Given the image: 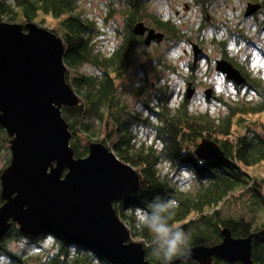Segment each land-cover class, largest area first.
<instances>
[{"label": "trees", "instance_id": "1", "mask_svg": "<svg viewBox=\"0 0 264 264\" xmlns=\"http://www.w3.org/2000/svg\"><path fill=\"white\" fill-rule=\"evenodd\" d=\"M148 1H107L105 19L108 15L122 22H115L118 40L106 53L97 46L102 30L96 20L77 9L79 0H0V23L23 27L35 23L62 40L65 80L78 96L75 105L61 106L70 132L69 146L76 158H83L90 145L99 142L135 168L138 190L113 206L130 239L143 245L150 264H165L192 247H212L226 237L249 238L252 262L264 264V84L239 69L224 52L222 58L246 77L244 86L257 96L255 100H221L223 113L212 116L207 110H192L185 97L170 108L166 87L156 94L155 103L142 101L145 116L130 109L122 93L144 94L143 88L127 85L138 57L145 53L144 38L134 33V25L144 22L171 42L184 35L174 21L149 10ZM194 2L205 10L212 0ZM262 9L264 1L258 11ZM157 58L165 66L162 57ZM83 64L91 65L96 73L79 71ZM141 128L152 133L150 143L138 140ZM204 138L215 141L224 158L199 159L195 149ZM12 139L0 123V177L11 162ZM161 162L168 164L166 172L159 170ZM181 170L188 172L190 179L186 189L180 187L184 184ZM6 200L0 182V208ZM233 204L238 207L236 213L226 209ZM160 227L168 231L160 232ZM44 238L54 240L52 249L34 257L10 245L24 240L43 249L38 242ZM173 241L175 247L170 251ZM0 264L112 263L84 244L66 241L49 229L26 235L17 222L11 221L0 241ZM179 264L242 263L212 255L206 261L183 259Z\"/></svg>", "mask_w": 264, "mask_h": 264}, {"label": "water", "instance_id": "2", "mask_svg": "<svg viewBox=\"0 0 264 264\" xmlns=\"http://www.w3.org/2000/svg\"><path fill=\"white\" fill-rule=\"evenodd\" d=\"M260 9L249 3L246 16ZM135 34L144 44L159 42L162 32L138 22ZM202 50L194 46V61ZM62 40L35 23L24 27L0 23V123L13 136L12 158L0 177L6 202L0 208V241L19 225L26 235L49 229L66 241L95 250L112 264H150L140 242L130 239L113 203L136 192L138 174L133 166L99 142L87 156L76 158L69 146L70 132L61 114L62 105L73 106L78 96L65 80ZM215 69L236 85L246 77L224 58ZM195 93L189 82L185 99ZM211 98V89L205 91ZM199 159H222L220 146L204 138L195 149ZM249 238L226 237L212 247L196 246L165 264L183 259L206 261L215 255L227 262L255 264Z\"/></svg>", "mask_w": 264, "mask_h": 264}, {"label": "rangeland", "instance_id": "3", "mask_svg": "<svg viewBox=\"0 0 264 264\" xmlns=\"http://www.w3.org/2000/svg\"><path fill=\"white\" fill-rule=\"evenodd\" d=\"M107 1L79 0L77 8L83 16L96 20L97 26L102 30L97 46L105 53L118 40L113 30L115 22H122L121 18L112 19L108 15L105 19ZM262 1L264 0H212L205 10H201L194 0H149V10L163 19L174 21L184 35L176 42L163 36L159 42L152 41L149 45L142 46L145 53L138 57L134 74L127 85L133 83L136 87L143 88L144 94L133 96L122 91V98L128 107L141 111L142 116H145L147 112L141 109L142 101L155 103L156 94L167 87V104L173 108L184 99L189 82L195 89L189 100L191 109L200 112L207 110L212 116L223 113L221 100H255L257 96L253 92L244 85H236L226 79L216 71L215 65L216 60L221 59L225 52L239 69L250 77L259 78L264 84V9L249 16L245 15L249 3L262 4ZM194 46L202 50V57L197 61H194ZM157 56L162 57L165 66L157 62ZM77 69L84 73H96L89 64H83ZM207 89H211L210 99L205 95ZM252 117L256 118L257 115ZM138 140L150 143L152 133L141 128L138 131ZM158 168L166 172L168 164L161 162ZM179 175L184 182L180 183V187H190L188 172L181 170ZM227 207L232 212H238L236 204ZM175 239L177 238L173 240ZM39 243L43 249L37 247L36 243L30 246L24 240L10 245L18 252L24 251L28 256L34 257L50 251L54 240L44 238Z\"/></svg>", "mask_w": 264, "mask_h": 264}, {"label": "clouds", "instance_id": "4", "mask_svg": "<svg viewBox=\"0 0 264 264\" xmlns=\"http://www.w3.org/2000/svg\"><path fill=\"white\" fill-rule=\"evenodd\" d=\"M158 231L163 232V233H166V232L168 231V229L163 228V227H160V228L158 229ZM174 247H175V241H173V242L171 243L170 251H171V249L174 248Z\"/></svg>", "mask_w": 264, "mask_h": 264}]
</instances>
